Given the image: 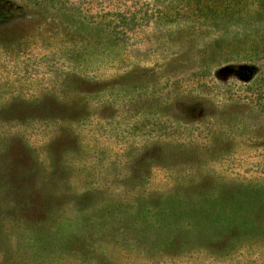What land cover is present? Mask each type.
Listing matches in <instances>:
<instances>
[{
	"label": "rangeland",
	"instance_id": "rangeland-1",
	"mask_svg": "<svg viewBox=\"0 0 264 264\" xmlns=\"http://www.w3.org/2000/svg\"><path fill=\"white\" fill-rule=\"evenodd\" d=\"M73 1L134 14L115 58L82 68L54 11L0 16V264H264V59L192 77L221 30L166 31L152 0ZM244 1L228 35L264 15Z\"/></svg>",
	"mask_w": 264,
	"mask_h": 264
},
{
	"label": "trees",
	"instance_id": "trees-1",
	"mask_svg": "<svg viewBox=\"0 0 264 264\" xmlns=\"http://www.w3.org/2000/svg\"><path fill=\"white\" fill-rule=\"evenodd\" d=\"M12 4L19 5L17 7L19 10L21 7L26 8L31 11L30 13L50 14L54 11L55 15L64 17L67 28L78 30L82 35L80 39L73 40L71 47L80 50L78 64L84 69L89 67L91 61L97 62L107 57L115 58V54H112L114 48H123L119 41L126 39L124 29H131L135 21L134 14L128 13V9L102 6L98 11L91 12L73 0H0V16L4 15L3 13ZM249 4L252 3L244 0H152L151 15L160 25L166 27V31H171L173 26L175 29L193 30L206 27L213 31H224L223 37L220 36L221 31H214V38L209 35L211 39L208 38L201 49L199 47L192 52L198 67L193 70L191 76H205L210 73L212 65L234 57L244 55V57L264 59V15L260 19H246L248 26L245 27L248 30L255 29L254 34L240 32L233 36L227 34L229 26L242 21L244 9H247ZM256 5L260 13L264 12V0H257ZM15 12L16 8L9 13L15 14ZM255 23L260 26V29L255 28ZM88 34L93 38L102 37L105 40L104 45L95 44L91 38H87ZM257 72L259 71L255 70L252 75L248 76L251 85L258 82ZM257 84L264 86L262 82ZM186 90L187 88L183 87L181 92H186ZM237 94L239 92H234L233 95L239 98ZM255 95L256 97L250 101L254 102V105L256 102L259 103L262 108L260 110H263L264 87Z\"/></svg>",
	"mask_w": 264,
	"mask_h": 264
}]
</instances>
